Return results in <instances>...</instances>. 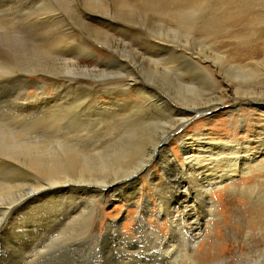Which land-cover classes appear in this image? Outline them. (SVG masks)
I'll use <instances>...</instances> for the list:
<instances>
[{"label": "bare ground", "instance_id": "1", "mask_svg": "<svg viewBox=\"0 0 264 264\" xmlns=\"http://www.w3.org/2000/svg\"><path fill=\"white\" fill-rule=\"evenodd\" d=\"M116 1L121 8L124 5L130 7L139 4L144 9H152L160 18L171 12V9L162 10L160 2L154 5L151 0ZM174 1L176 11L173 15L181 11L182 8H178L186 9L194 2ZM201 1L221 7L225 12L230 11L232 16L239 12L241 14L239 10L242 7V13L252 14L251 18L256 21L264 16L262 11L245 8L243 5L233 9L234 2L231 0ZM4 3L0 0V7ZM91 3L92 6H97L95 0H91ZM255 3L264 6V0ZM97 11L89 9L83 11V15L92 20L108 17L106 12L102 13L104 16H98L101 14H97ZM52 15L54 14L50 16ZM46 16L50 17L47 14ZM7 21H12V17H8ZM116 24L112 23L114 27ZM87 53L81 54V57L90 55V60H93V50L88 48ZM135 55L141 61L156 60L153 57L158 56ZM182 55L179 54V57L184 58L187 54ZM78 56L80 55L66 54L65 57L74 58L76 69L83 72L88 65H85V61L78 60ZM65 57L62 59L66 66L63 71L70 73ZM113 59L120 66L129 63L125 55ZM186 61L199 72L197 80L201 74L204 77L203 81L199 80L198 85H211L212 96L207 94L208 98L203 102L174 104L172 99L160 94L145 81H140L135 76L129 81L126 75L119 77L117 81L120 84L116 82L118 87L99 88V85L92 82L65 74L60 84L52 85L54 88L49 96V88L44 84L36 88L37 94L34 93L33 96H28L25 88L19 91V97L14 101L17 109L12 110V120L4 119L8 124L12 122V129L0 132V264L40 262L38 259L45 258L44 254L51 240L73 225H80L84 229V236L92 241L94 261L99 255L107 264H148L159 253L171 254L172 251L168 248L173 244L172 239L159 238V234L143 217L147 213L146 207L151 195L145 193L141 196L142 188L137 187L138 176L143 172L151 179V170L155 164H158L161 176L159 187H152L157 200L158 215L167 218L170 234L182 237L185 242L193 241L192 238L201 230L204 218L212 215L211 206H207L210 190L231 179L232 173L242 171L246 165L263 155L264 148L261 146H264V140L257 142L258 147H252L250 142L229 138L230 142L227 143H212L211 139L203 136L205 132L181 134L175 140L187 156L184 163L176 165L173 169L175 172H172L170 166L174 159L167 154V146L174 137L170 138L176 129L190 119L194 111H201L203 108L215 111L224 103V99L231 97L229 91L234 89L231 79L245 84L250 79L256 80L264 75V60L228 63L231 68L230 77L227 70L217 67L214 61L207 62L194 58L191 54ZM5 63L8 64L6 70H10V62H0V68L3 70ZM113 66L114 64H106V60L94 61L92 68L87 70L96 71L95 68L98 67L111 73ZM248 94L252 93H247V96L233 94L231 99L236 102L231 105L232 110L243 106H250L255 110L264 109V90L257 93L260 94L258 96ZM197 106L203 108L198 109ZM192 107L196 109L190 112L188 109ZM156 124H163L159 137L148 148H135L137 141L144 138L146 128ZM136 137L138 140L134 143ZM148 162L152 163L146 168ZM225 166L229 169L226 168L228 170L225 169L224 172L222 167ZM108 195H118L130 202L141 199V204L136 206L135 211L140 226L139 230L135 229L138 238L124 236L114 221L107 222L103 231L98 226L103 225L102 220L95 219L101 211L100 202L107 201ZM146 235L156 238L153 247L146 246ZM72 246H77V243ZM67 258L74 264L77 262L75 255Z\"/></svg>", "mask_w": 264, "mask_h": 264}, {"label": "rangeland", "instance_id": "2", "mask_svg": "<svg viewBox=\"0 0 264 264\" xmlns=\"http://www.w3.org/2000/svg\"><path fill=\"white\" fill-rule=\"evenodd\" d=\"M3 1L5 3L0 7V62H10L12 66L10 70H6L8 64L5 63L3 70L0 68V132L12 129V122L8 124L4 119L12 120V110L17 109L14 101L24 88L28 96H33L37 94L36 88L44 84L49 88V96L54 88L52 85L60 84L65 74L92 82L99 85V88L118 87L120 83L117 80L121 75H126L129 81L135 76L179 105L192 101L203 102L208 98L207 94L212 96L210 84L198 85L199 80L203 81L204 77L201 74L197 80L199 72L186 61L190 54L207 62L214 61L217 67L227 70L229 77L231 68L228 63L264 60V16L256 21L251 18L252 14L242 13L244 7L239 10L241 14L239 12L232 16L230 11L225 12L221 7L194 0L193 5L186 9L180 7L178 9L182 8L181 11L173 15L176 11L174 0H151L154 5L160 2L162 10L171 9V15L167 13L168 15L160 18L154 10L144 9L139 4L130 7L124 5L123 9L116 0H95L97 6H92L91 0ZM231 1L234 2L233 9L243 5L245 8L260 10L264 15V6L255 3L258 0ZM89 9L98 10L97 14H101L98 16H104L102 13L106 12L108 17L92 20L83 15V11ZM46 14L54 15L49 20ZM8 17H12V21H7ZM109 20L117 23L116 27ZM88 48L93 50V60H90V55L87 58L81 57V54H88ZM66 54L80 55L78 60L85 61L88 68H92L94 61L106 60V64H114L113 71L109 73L110 71L96 67V71L85 68V71L80 72L74 65V58H66ZM135 54L158 56L153 57L156 60L141 61ZM179 54H187V57H179ZM119 55H125L129 59L128 65L120 66L113 62V58ZM63 57L68 61L70 73H64L66 66L62 63ZM159 63L165 65L162 67ZM225 77L228 79L226 73ZM231 82L234 84V89L229 91L231 97L233 94L247 96V93L258 96L260 94L257 93L264 90V75L256 80L250 79L245 84L233 79ZM231 97L224 99V103L215 111L197 106L198 109H203L194 111L190 119L175 130L170 138L174 139L167 146V154L174 159L170 166L172 172H175L173 169L176 165L184 163L187 156L175 140L181 134L205 132L203 136L211 139L212 143H227L235 139L250 142L252 147H258L257 142L264 140V109L255 110L253 107L243 106L233 107L232 110L231 105L236 100ZM193 109L196 107L188 110L192 112ZM162 125L146 128L144 138L139 141L136 137L133 141L135 143L138 140L135 148H148L159 137ZM204 156L207 157L206 154ZM151 163L148 162L146 168ZM226 168L228 167H222L224 172L229 169ZM151 171V179L144 172L138 176L137 187L142 188L141 196L145 193L151 195V201L146 207L147 213L143 217L159 234V238L170 237L173 244L168 248L172 251L171 254L159 253L148 264H264V154L246 165L242 171L232 173L231 179L210 190L207 206H211L212 215L204 218L201 230L192 238V242H185L182 237L170 234L167 218L158 215L157 200L152 189L153 186L158 188L161 183L158 164ZM142 201L144 202V198ZM140 204L141 199L130 202L118 195H108L107 201L100 202L101 211L95 219L102 220L103 225H98L102 231L107 222L114 221L124 236L136 239L138 234L135 229L139 230L140 226L135 211ZM66 230L58 235L59 238L56 236L51 240L46 248L45 258H39L40 262L35 264H74L67 258L74 255L77 260L75 264L93 263V243L84 236V229L80 225H73ZM147 237L146 246L153 247L156 238L152 235ZM71 243H77V246L74 247ZM94 264L107 263L97 255Z\"/></svg>", "mask_w": 264, "mask_h": 264}]
</instances>
